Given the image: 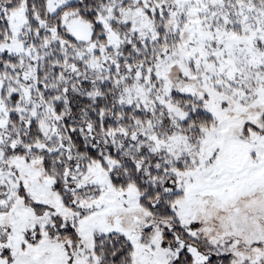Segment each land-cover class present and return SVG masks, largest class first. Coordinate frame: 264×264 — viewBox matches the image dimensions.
I'll return each mask as SVG.
<instances>
[{"label":"snow or ice","instance_id":"6c2138e0","mask_svg":"<svg viewBox=\"0 0 264 264\" xmlns=\"http://www.w3.org/2000/svg\"><path fill=\"white\" fill-rule=\"evenodd\" d=\"M0 264H264V0H0Z\"/></svg>","mask_w":264,"mask_h":264}]
</instances>
